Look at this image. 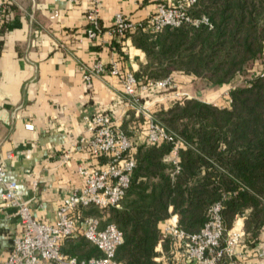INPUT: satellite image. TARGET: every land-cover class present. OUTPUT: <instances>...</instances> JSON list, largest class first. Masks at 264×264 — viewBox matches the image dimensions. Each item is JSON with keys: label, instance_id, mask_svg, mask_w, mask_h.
I'll return each mask as SVG.
<instances>
[{"label": "trees", "instance_id": "trees-1", "mask_svg": "<svg viewBox=\"0 0 264 264\" xmlns=\"http://www.w3.org/2000/svg\"><path fill=\"white\" fill-rule=\"evenodd\" d=\"M192 13L208 16L213 27L183 24L157 32H127L122 38L146 56L135 73L139 81L156 82L182 73L211 86L232 85L264 57V0H197ZM230 98L231 105L225 107L185 98L159 109L158 122L183 143L180 171L173 177L174 166L166 161L170 143L139 144L120 206L86 211L123 232L117 260L159 264L158 244L163 242L165 250L170 246L162 224L175 216L182 229L199 232L216 202L223 205L225 228L243 217L245 244L259 242L264 232V74L234 87ZM140 122L131 113L121 128L132 138ZM62 250L79 259L102 256L83 237L66 239Z\"/></svg>", "mask_w": 264, "mask_h": 264}, {"label": "crops", "instance_id": "crops-1", "mask_svg": "<svg viewBox=\"0 0 264 264\" xmlns=\"http://www.w3.org/2000/svg\"><path fill=\"white\" fill-rule=\"evenodd\" d=\"M173 1L11 0L0 27V161L7 166L8 179L18 183L21 201L29 204L39 222L57 221L62 201L84 186L79 165L95 164L88 150V120L104 114L123 124L133 113L120 77L105 73L88 86L82 69L99 61L109 68L116 60L123 74L136 73L146 56L130 40L122 42L109 33L116 15L143 21L160 4ZM95 5L103 32L90 38L87 14ZM253 71L259 75L261 63L256 62ZM172 76L187 95L225 106L230 97L223 94H230L241 81L193 93L191 77ZM142 97L154 115L176 101L171 88L149 89ZM27 123L34 129H27ZM139 125L134 127L135 140ZM2 193L0 186V264L21 232L20 219L4 208ZM234 260L264 264V232L254 246H247L244 237Z\"/></svg>", "mask_w": 264, "mask_h": 264}, {"label": "built area", "instance_id": "built-area-1", "mask_svg": "<svg viewBox=\"0 0 264 264\" xmlns=\"http://www.w3.org/2000/svg\"><path fill=\"white\" fill-rule=\"evenodd\" d=\"M10 3L11 0H0V27ZM196 3L197 0L162 3L154 14L143 21H134L119 13L109 33L122 41L127 32L138 30L157 32L166 27H180L183 24L212 28L208 16L193 15L192 9ZM87 19L86 34L90 38H96L103 32L97 5L88 12ZM128 40L130 39L122 42ZM119 65L120 61L116 60L109 68L100 61L96 62L93 67L82 69L83 79L91 86L96 77L105 73L120 77L129 108L137 118L142 119L137 131L138 136L133 140L118 121L104 114H96L88 120V131L91 133L88 150L95 164L79 165L78 173L84 181V186L62 201L54 224L39 222L33 216L29 204L21 201L19 197L18 183L8 179L7 166L0 161V186L3 187L4 208L15 212L21 226L20 234L13 241L10 255L1 264H125L117 260V250L124 242L123 232L115 224H104L101 217L87 215L86 211L91 207L120 206L130 187L132 173L136 167L134 156L136 146L144 142L170 143L172 151L166 161L174 166L172 174L174 177L181 169L179 152L183 143L158 122L151 105L142 97V93L149 89L174 88L176 85L173 76L161 81L143 82L139 81L132 71L123 74ZM260 74H264V61L261 63ZM174 98L182 101L191 97L186 93L175 92ZM231 102L229 98V105ZM26 128L33 130L34 126L27 123ZM11 156L9 154L8 158ZM222 210L221 202L214 203L208 210V220L196 233L182 229L177 217L168 218L162 224V233L170 246L165 250L164 243L160 242L155 260L159 264H218L222 259L228 258V264H241L238 260L235 261L234 257L238 245L245 237L244 218L238 217L233 227L227 229L224 226ZM76 237L88 240L102 256L79 259L63 252L64 241Z\"/></svg>", "mask_w": 264, "mask_h": 264}, {"label": "rangeland", "instance_id": "rangeland-1", "mask_svg": "<svg viewBox=\"0 0 264 264\" xmlns=\"http://www.w3.org/2000/svg\"><path fill=\"white\" fill-rule=\"evenodd\" d=\"M263 61H264V57L261 58L260 60H257L256 62L263 63ZM253 68H254V64L249 69H247V71L245 72V74H241L240 75L239 80L241 79V81H240L239 85H244L245 83H247L248 81H250L251 78L255 77V75H253L254 74ZM189 77L192 78V81H190L189 83H190V85H192L191 86V89H192L193 93H196V92H199V91H211L214 88H217L218 87V86H211V85H209L204 80L197 79V78H194L192 76H189ZM174 84L176 86L174 88H171V90L174 91V93L175 92L184 93V91H185L184 88L181 87V85L178 84V82L174 81ZM225 95L228 96L227 93H224L222 97H225ZM189 96L191 98H197V97H195L196 94H191ZM176 101H178V100H176ZM216 104H218L219 106H221V104L219 102H216ZM141 122H142V119H141ZM135 137H136V134L132 138H134V140H135ZM99 217H101L104 220V224L107 222V220L104 217H102L101 215Z\"/></svg>", "mask_w": 264, "mask_h": 264}]
</instances>
